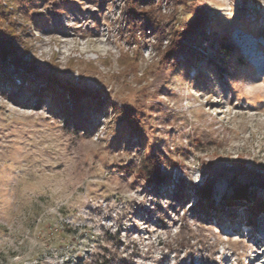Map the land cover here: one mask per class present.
I'll use <instances>...</instances> for the list:
<instances>
[{
  "label": "rangeland",
  "instance_id": "obj_1",
  "mask_svg": "<svg viewBox=\"0 0 264 264\" xmlns=\"http://www.w3.org/2000/svg\"><path fill=\"white\" fill-rule=\"evenodd\" d=\"M0 264H264V0H0Z\"/></svg>",
  "mask_w": 264,
  "mask_h": 264
},
{
  "label": "trees",
  "instance_id": "obj_2",
  "mask_svg": "<svg viewBox=\"0 0 264 264\" xmlns=\"http://www.w3.org/2000/svg\"><path fill=\"white\" fill-rule=\"evenodd\" d=\"M173 48L168 52V54H172L173 52ZM238 52L237 48L235 47V45H233L232 43L228 44H223L222 46V50L221 53L223 54V61L224 62H228V64H225V66H223V68L225 69L226 73H230L229 75L232 77V75H235L237 73V71L234 69V72H228V69H231L232 65L229 64V59H231L236 53ZM240 64H242L243 66V62H242V58L240 57L239 59ZM237 193H240L239 191H237ZM245 197V196H242Z\"/></svg>",
  "mask_w": 264,
  "mask_h": 264
}]
</instances>
